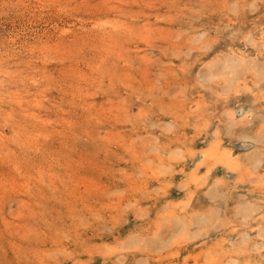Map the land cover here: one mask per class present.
<instances>
[{"label":"rangeland","instance_id":"rangeland-1","mask_svg":"<svg viewBox=\"0 0 264 264\" xmlns=\"http://www.w3.org/2000/svg\"><path fill=\"white\" fill-rule=\"evenodd\" d=\"M263 49L264 0H0V264H264Z\"/></svg>","mask_w":264,"mask_h":264},{"label":"bare ground","instance_id":"bare-ground-1","mask_svg":"<svg viewBox=\"0 0 264 264\" xmlns=\"http://www.w3.org/2000/svg\"><path fill=\"white\" fill-rule=\"evenodd\" d=\"M236 9V8H235ZM240 9V8H239ZM238 11V10H237ZM247 38V37H246ZM251 39V38H250ZM250 39H249V41H250ZM253 39V38H252ZM248 41V40H247ZM254 41V40H253ZM256 42V41H255ZM251 43V42H250ZM257 43V42H256ZM262 44V43H261ZM260 44V45H261ZM258 45V44H257ZM249 46H251V45H249ZM258 47V46H257ZM260 47H262V46H260ZM251 48V47H250ZM255 49V48H254ZM240 50V49H239ZM264 50V49H263ZM247 51V50H246ZM245 51V52H246ZM249 51V50H248ZM253 51V50H252ZM254 51H256V49L254 50ZM257 51H258V49H257ZM260 51V50H259ZM234 52H235V50H234ZM244 52V51H243ZM228 53H229V51H228ZM247 54V53H246ZM250 54V53H249ZM263 55V54H262ZM253 56V55H252ZM257 56V55H256ZM224 57V56H223ZM258 57V56H257ZM264 57V56H263ZM221 58V57H220ZM262 58V57H261ZM215 59V58H214ZM259 59V58H258ZM264 59V58H263ZM225 60H226V57H225ZM253 60V59H252ZM260 62H263V60L262 61H260ZM253 62L249 59V58H247V56L246 55H244V54H238V55H236L235 56V58L234 57H232V58H230V59H228L227 60V62H225V66L226 67H229L230 68V71L229 72H231V75L229 76V81H231V82H229V83H232L233 82V80H235V79H240L239 78V76H240V74L241 73H243V72H246L248 69H250L252 66H253ZM260 65V64H259ZM258 65V66H259ZM219 66V65H218ZM217 66V67H218ZM264 67V66H263ZM256 68V67H255ZM222 69H223V66H222ZM257 69V68H256ZM252 70V69H251ZM208 71V70H207ZM248 71H250V70H248ZM262 72V71H261ZM209 74V73H208ZM247 74V73H246ZM250 74V73H249ZM248 74V75H249ZM253 74V73H252ZM211 76V75H210ZM251 76V75H250ZM213 78V77H212ZM243 78V77H242ZM241 78V79H242ZM263 78H264V75H263ZM250 79H252V78H250ZM217 80V79H216ZM220 80V79H219ZM261 80V79H260ZM242 82V81H241ZM241 82H239V83H241ZM249 82H250V80H249ZM253 82H254V80H253ZM238 83V82H237ZM238 83V84H239ZM257 83V82H256ZM216 84V83H215ZM217 84H218V82H217ZM238 84H237V86H238ZM258 84V83H257ZM209 85H211V84H209ZM213 85H214V83H213ZM252 85V84H251ZM250 85V86H251ZM264 85V84H263ZM217 86V85H216ZM246 86H248V84L246 85ZM256 87V86H255ZM254 87V88H255ZM249 89V88H248ZM256 89V88H255ZM263 89V88H262ZM235 90V89H234ZM250 90V89H249ZM245 91V90H244ZM230 93V92H229ZM234 93V92H233ZM243 93V92H242ZM219 94V93H218ZM245 94L247 95V93H244V96H245ZM261 94V93H260ZM264 94V93H263ZM239 95V94H238ZM242 95V94H241ZM253 95V94H252ZM221 96V95H220ZM227 96V95H226ZM236 96V95H235ZM248 96H249V94H248ZM223 97V96H222ZM237 97V96H236ZM223 98H226L225 96L223 97ZM228 98V97H227ZM254 98V97H253ZM253 98H252V100H253ZM263 98V97H262ZM232 99V98H231ZM230 99V100H231ZM251 99V98H250ZM238 100V99H237ZM246 100V99H245ZM249 100V99H248ZM250 101V100H249ZM245 102V101H244ZM261 102H262V100H261ZM229 103V102H228ZM240 103V102H239ZM246 103H248V102H246ZM258 104V103H257ZM256 105V104H255ZM251 108V107H250ZM254 108V107H253ZM253 108H252V110L251 111H254L253 110ZM264 108V107H263ZM198 109H201V108H198ZM198 109H196L198 112H199V110ZM227 110V109H226ZM228 110H229V108H228ZM227 110V111H228ZM255 110H257V109H255ZM226 111V113H228ZM230 111V110H229ZM258 111V110H257ZM260 111V110H259ZM201 112V111H200ZM245 111H242V115H244L245 113H244ZM250 112V111H249ZM248 113V111L246 112V114ZM229 114V113H228ZM232 114V113H231ZM250 114V113H249ZM230 115V114H229ZM251 115H252V113H251ZM201 116V115H200ZM232 116V115H231ZM228 117V116H227ZM242 118V117H241ZM228 119H229V117H228ZM240 119V118H239ZM250 119V118H249ZM259 119V118H258ZM232 120H233V118H232ZM239 122L241 121V120H238ZM255 121V120H254ZM253 121V122H254ZM237 122V121H236ZM256 122V121H255ZM260 122V121H259ZM234 124V123H233ZM247 124H249V123H247ZM253 124V123H252ZM264 124V123H263ZM229 126V125H228ZM231 127V126H230ZM234 127V126H233ZM247 127V126H246ZM255 127V126H254ZM232 129V128H231ZM238 129V128H237ZM236 129V130H237ZM244 130V129H243ZM246 130V129H245ZM248 130V129H247ZM249 130H251V129H249ZM253 130V129H252ZM256 130V129H255ZM260 130V129H259ZM248 132V131H247ZM246 132V133H247ZM247 134H249V133H247ZM242 135V134H241ZM249 136V135H248ZM239 137H240V135H239ZM243 139V138H242ZM246 139V138H245ZM256 139H258V137L256 138ZM255 141V140H254ZM256 143V142H255ZM263 145V144H262ZM218 147V146H217ZM263 148V147H262ZM212 149V148H211ZM215 149V148H214ZM257 148H253V149H250L251 150V152H250V157H249V159H251V162L253 163V165H255V166H260V165H262V163H263V157H264V152L262 153V152H260L259 150H256ZM213 150V149H212ZM264 150V149H263ZM208 152V151H207ZM221 153H223V152H221ZM244 153V152H243ZM204 154V153H203ZM205 154H206V152H205ZM211 154V153H210ZM224 154V153H223ZM222 154V155H223ZM208 155V154H207ZM206 156V155H205ZM214 156V155H213ZM226 156V155H225ZM206 157H209L210 158V155L209 156H206ZM220 158H222V157H220ZM226 158H227V156H226ZM225 158V159H226ZM228 162H226L227 164L232 160L233 161V159H231L230 158V155L228 156ZM220 161V160H219ZM247 161V160H246ZM199 162V161H198ZM224 162V161H223ZM235 162V161H234ZM230 164V163H229ZM228 164V165H229ZM236 165V164H235ZM247 165V164H246ZM237 166V165H236ZM233 167H234V165H233ZM238 167V166H237ZM261 168H262V166H261ZM206 169V168H205ZM231 169H233V168H231ZM235 170V169H234ZM240 170V169H239ZM256 171V170H255ZM239 172V171H238ZM244 172V171H243ZM245 173H246V171H245ZM248 173V172H247ZM254 173H256V172H254ZM244 174V173H243ZM260 174V173H259ZM239 175V174H238ZM258 176V175H257ZM264 176V175H263ZM250 179H252L251 177H249ZM204 179V178H203ZM202 179V180H203ZM201 180V181H202ZM206 180V179H205ZM204 181V180H203ZM253 181V180H252ZM256 181V180H255ZM198 182V181H197ZM200 183V182H199ZM218 183V182H217ZM224 184V183H223ZM222 184V185H223ZM211 185V184H210ZM209 186V185H208ZM225 186V185H224ZM207 188V187H206ZM221 188H223L222 186H221ZM220 188V189H221ZM225 188V187H224ZM227 188V187H226ZM216 189H217V187H216ZM231 191H232V189H231ZM230 191V192H231ZM226 192V191H225ZM224 192V193H225ZM227 193V192H226ZM230 194V193H229ZM228 194V195H229ZM224 195V194H223ZM227 195V196H228ZM232 196V195H231ZM190 197V196H189ZM225 197V196H224ZM255 200V199H254ZM254 200H253V202H254ZM196 202V201H195ZM251 202V201H250ZM200 203V202H199ZM252 203V202H251ZM193 206V205H192ZM190 207L191 209L193 208V207ZM196 206V205H195ZM194 206V207H195ZM197 207H199V206H197ZM196 208V207H195ZM194 209V208H193ZM202 209V208H201ZM188 210V209H187ZM196 210V209H195ZM194 210V211H195ZM203 211V210H202ZM205 211V210H204ZM188 212V211H187ZM197 211H195V213H196ZM244 212H246V211H244ZM203 213V212H202ZM188 214H189V212H188ZM192 214V213H191ZM171 215H175L174 213L173 214H171ZM186 215V214H185ZM185 215H182L183 217L185 216ZM198 215V214H197ZM248 215V214H247ZM170 216V215H169ZM168 216V217H169ZM181 216V217H182ZM167 217V218H168ZM200 217V216H199ZM171 218H173V217H171ZM179 218H180V216H179ZM186 218H187V216H186ZM188 218H189V216H188ZM183 219H185V218H183ZM169 220V219H168ZM208 220V219H207ZM214 220V219H213ZM187 222H188V220H187ZM189 224V223H188ZM202 224V223H201ZM190 225V224H189ZM189 225H187V226H189ZM207 227V226H206ZM187 228V227H186ZM197 229V228H196ZM204 229V228H203ZM198 231H199V229H198ZM201 231V230H200ZM205 232V231H204ZM153 233H154V231H153ZM157 235V234H156ZM202 236V235H201ZM258 247V246H257ZM256 248V247H255ZM209 250H212V249H209ZM213 251V250H212ZM208 252V251H207ZM215 252V251H214ZM216 253V252H215ZM214 253V254H215ZM212 255V254H211ZM202 257H203V255H202ZM210 257V256H209ZM177 261H178V259H176ZM176 261V262H177ZM237 262V261H236ZM206 263V262H205Z\"/></svg>","mask_w":264,"mask_h":264}]
</instances>
